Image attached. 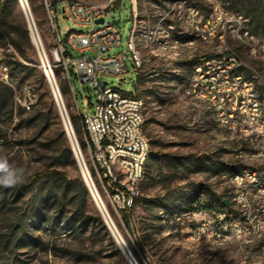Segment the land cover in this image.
I'll list each match as a JSON object with an SVG mask.
<instances>
[{
    "label": "rangeland",
    "instance_id": "obj_1",
    "mask_svg": "<svg viewBox=\"0 0 264 264\" xmlns=\"http://www.w3.org/2000/svg\"><path fill=\"white\" fill-rule=\"evenodd\" d=\"M81 1L93 5L106 2V0ZM174 2L196 5L204 13L210 11L204 0H135L134 2L122 0L113 4L106 17V22L115 23L120 32L119 46L111 50L112 53H118L128 49L133 12L137 11L135 43L141 66L137 68L134 65L132 54L128 52V72L109 78L103 76L101 81L125 93L137 94L136 83L139 73L142 84L137 95L145 102L144 133L150 142V147L155 152L171 153L177 157L176 162L170 165H167L160 156L147 161L151 165L153 176L143 178L138 202L132 208L131 219L127 222L124 212H116L103 192L88 148H83L81 145V141H86V134L77 110L84 108L88 101V111L92 112L97 102L96 92L89 85L82 84L72 68H70L69 80L63 71L56 74L58 67L55 53L56 40L49 12L43 0H27L42 43L44 61L46 65H50L55 82L61 91L63 98L61 101L65 103L86 167L124 241L123 245L129 257L121 249L88 188L89 197L85 215L100 216L107 231L95 220L87 226L79 223L74 230L62 223L53 226L51 221L44 222L43 219H47V216L40 218L37 205L32 207L34 210H26L28 206L20 201L18 204L10 205L6 211L0 212V229H6L10 217H13L16 211H27L28 215H32L35 219L34 225L29 224L27 230L35 243L18 249L15 248L14 242L10 245L0 243V264H260L263 262V236L241 239L233 236L224 240L218 239L215 235L216 214L226 205L223 204V200L232 211L233 219L242 217L237 207H233L235 192V183L231 180L233 170L225 165V161L231 160L232 156L221 147L223 130L216 114L206 109L205 104L189 92V88L195 75V64L192 63L195 57L205 61L218 60L233 51L259 74L264 71V59L259 54H253L251 49L252 46L258 47L262 38L261 30L253 29L252 14L262 12L264 0H222L228 11L241 14L248 19L245 28L254 33V37L249 39L244 34L233 31L232 27L227 28L221 39L204 38L201 34L184 27L180 19L183 7L172 9ZM61 9L62 4L59 5L57 14L58 26L65 38L67 29L80 30L81 27L66 18ZM20 12L26 19L21 3ZM176 42L178 46L174 47ZM69 51L72 56L80 55L74 50L69 49ZM15 52L11 44L0 46V80L3 79L2 81L9 83L13 88L15 103L22 104L28 109V106L36 102L41 90L34 80L22 81L19 77L10 76L8 64L12 58L9 54ZM30 59L33 61L28 63L30 66L37 61L44 71L37 47L35 54L30 53ZM246 74L250 76V72ZM45 76L54 98L46 73ZM54 102L64 126L55 98ZM58 121L55 117H51L50 130L43 132L35 124L23 125L18 129L17 119L12 121L8 114L0 117V130L7 135V142L0 141V154L6 155L11 164L26 169L24 181L51 164L49 153L44 147L48 135L59 140ZM66 137L70 143L67 133ZM233 142L230 141L231 144ZM77 165L83 176L78 161ZM63 170L71 177L78 174L74 166H66ZM46 188L45 185L41 189H34L33 192L39 191V197H42L47 192ZM31 190L32 188L26 190L28 195L33 193ZM161 199L167 207L160 208L154 204ZM70 210L71 206L63 210L56 205L52 207L49 215L63 218L71 214ZM156 215L164 220L159 222ZM40 220L43 222L40 223ZM204 225L208 227L206 231L203 229ZM195 233L199 235L194 236ZM110 237L122 251V256L118 254Z\"/></svg>",
    "mask_w": 264,
    "mask_h": 264
},
{
    "label": "built area",
    "instance_id": "obj_2",
    "mask_svg": "<svg viewBox=\"0 0 264 264\" xmlns=\"http://www.w3.org/2000/svg\"><path fill=\"white\" fill-rule=\"evenodd\" d=\"M116 1L122 0H106L104 4L98 5L81 0H43L55 35L57 65L63 69L68 80L72 68L80 82L96 92L97 102L93 111H88L86 101L84 108L77 110V113L103 192L116 212L120 213L131 209L140 194L150 142L144 133L143 98L101 81L103 76L109 78L128 72V52L132 54L134 65L137 68L141 66L135 43V10L128 49L111 52L113 47L119 46L120 32L115 23L106 22V17ZM204 1L210 7L209 13H204L196 5H182L180 2H174L172 9L183 7L180 19L184 27L204 38L221 39L229 27L248 39L254 37L245 28L248 23L246 17L228 11L222 0ZM60 4L66 18L81 27L80 30L67 29L65 38L58 26ZM27 10L38 33L28 3ZM101 18L104 22L97 23ZM173 46L177 47V42ZM69 49L80 55L72 56ZM251 49L253 54H259L264 59V34L259 46H252ZM194 68L195 75L189 92L198 97L206 109L212 110L218 118L223 130L221 147L232 156L231 160L225 161V165L233 170V207L236 206L242 215L239 219H233L232 211L226 204L216 214L215 235L224 240L233 236L239 239L264 237V71L259 74L233 51L218 60L200 62ZM246 72H250V76ZM69 123L75 134L71 120ZM230 141H234L233 144ZM78 150L82 156L79 145ZM95 196L106 207L97 190ZM108 225L119 234L110 214ZM206 226L203 227L205 231L208 229ZM198 235L195 233L194 236ZM260 264H264V260Z\"/></svg>",
    "mask_w": 264,
    "mask_h": 264
},
{
    "label": "trees",
    "instance_id": "obj_3",
    "mask_svg": "<svg viewBox=\"0 0 264 264\" xmlns=\"http://www.w3.org/2000/svg\"><path fill=\"white\" fill-rule=\"evenodd\" d=\"M257 13L252 14L251 23L253 29L255 31L261 30L263 36L264 27H262V24L264 23V9L262 12L258 11ZM251 33L254 34L253 31ZM7 44H11L16 50L15 53L9 54V57L12 58V61L8 64L10 76L12 78L19 77L22 81L34 80L35 83L39 84L41 91L38 94L36 102L29 109H26L22 104L15 103L13 97L14 90L11 85L0 80V117L8 114L12 121L17 119L18 129L23 125L35 124L43 132L50 130L51 117H55L59 120L60 138L59 140H55L50 135L47 136L44 150L46 149L49 153L51 162L49 166L40 172L32 174L27 181L18 183L14 187L5 188L0 186V212L6 211V208L10 205H15L22 201L24 205L28 206L26 210H30L37 205V212L40 214V218L42 219V217L47 216V219H43L44 222L51 221L53 226L62 223L67 228L74 230L79 223L82 226H87L91 221L95 220L107 231L108 229L100 216L85 215L89 189L79 171L72 146L66 137L64 126L55 108L54 98L48 88L45 73L39 67L37 61H34L33 66L28 64L29 62H33L30 59V53H36V46L32 40L29 25L20 12L19 0H0V46H6ZM203 61L205 59L199 57L192 59V63L195 65ZM61 71L63 69L58 66L56 68V74H59ZM136 84L138 94L140 85L142 84V77L139 73ZM61 88L63 90L62 86ZM0 141L7 142V135L1 130ZM81 145L83 148H86V141H81ZM157 156L162 157L167 165L177 160V157L171 153H158L150 147L148 160ZM66 166H74L78 174L75 177H71L63 170ZM150 166L148 163L145 165V178H152L153 176ZM45 185L47 186V192L44 196L39 197V191V193L37 191L33 192L34 189H41ZM29 188H32L31 192L33 193L31 195H28L26 191ZM137 202L138 197L135 199L134 206ZM154 204L160 208L167 207L162 199L156 201ZM223 204H227V202L223 200ZM56 205L62 207L63 210L67 206H71V214L63 218L61 216L53 217V215H49L52 207ZM132 208L124 211V217L127 222L131 219ZM18 211L12 215L13 217H10L6 229H0V243L10 245L14 242L16 249L26 247L30 243H35L27 231L29 224L34 225V217L32 215L29 216L27 211ZM156 217L159 222L164 220L159 215H156ZM43 220H40V223ZM110 240L118 254L122 256V251L117 247L115 241L111 237Z\"/></svg>",
    "mask_w": 264,
    "mask_h": 264
},
{
    "label": "water",
    "instance_id": "obj_4",
    "mask_svg": "<svg viewBox=\"0 0 264 264\" xmlns=\"http://www.w3.org/2000/svg\"><path fill=\"white\" fill-rule=\"evenodd\" d=\"M19 1H20L21 5L23 7V10H24V13H25V17H26L27 22L29 24V29H30V33H31L32 40H33L34 44L36 45V47H37V49H38V51L40 53V57H41V60H42V66H43L44 71H45V73L47 75V78H48V80L50 82L51 89L53 91L54 98H55L56 103L58 105V108H59V111H60V114H61V117H62V121H63L64 127H65V130H66V133H67V135L69 137L70 144L72 146L73 152H74V154L76 156V159H77V161L79 163V166H80V168L82 170L84 180L86 182L87 187L90 189V191H91V193H92V195H93V197H94V199H95V201H96V203H97V205H98V207H99V209H100V211H101V213H102V215H103V217H104V219H105V221H106V223L108 225L107 216L105 215L104 211L102 210L101 206L99 205V202L96 199V196H95V193L93 191V188H92V186H91V184H90V182L88 180L87 173L89 174V172H88V170L86 168V165L84 163V160H83V158H82L79 150L77 149V146L75 144L74 138L72 136V132H71L72 129L70 127V123H69L68 118L65 115V112L63 111L62 106L60 104V100H59V97H58V94H57V91H56L57 85H56V82H55V79H54V75L51 72V70L49 69V66L46 65V63L44 61L43 52H42L43 51L42 43H41V40L39 38V35H38L37 31H36V28L31 23L30 14H29V12L27 10V1L26 0H19ZM103 22H104V19L103 18L97 20V23H103ZM53 81H54V83L56 85V88L54 86ZM57 90H58V88H57ZM108 227H109V225H108ZM110 230L113 233V235L115 236V238H116L117 242L119 243V245L121 246V249L129 257V255L127 254V252H126V250L124 248V245H123L124 241H123V239L121 241L119 239L118 235L114 232V230L112 228H110Z\"/></svg>",
    "mask_w": 264,
    "mask_h": 264
},
{
    "label": "clouds",
    "instance_id": "obj_5",
    "mask_svg": "<svg viewBox=\"0 0 264 264\" xmlns=\"http://www.w3.org/2000/svg\"><path fill=\"white\" fill-rule=\"evenodd\" d=\"M26 176V169L17 167L9 162L6 155L0 154V186L14 187L22 183Z\"/></svg>",
    "mask_w": 264,
    "mask_h": 264
},
{
    "label": "bare ground",
    "instance_id": "obj_6",
    "mask_svg": "<svg viewBox=\"0 0 264 264\" xmlns=\"http://www.w3.org/2000/svg\"><path fill=\"white\" fill-rule=\"evenodd\" d=\"M53 83H54V81H53ZM56 85H57V88H58V90H57V88H56ZM55 85V83H54V86H55V88H56V91H57V94H58V97H59V100H60V104H61V106H62V109H63V111L65 112V115L67 116L68 115V120L70 121V117H69V114H68V111H67V109H66V106H65V103H63L61 100L63 99L62 98V94H61V91H60V89H59V86H58V84H56ZM71 125V124H70ZM71 132H72V136H73V138H74V141H75V144H76V146H77V149H78V145H79V143H78V141H77V139L75 138V134L73 133V130H71ZM78 144V145H77ZM80 146V145H79ZM81 153H82V150H81ZM83 154V153H82ZM87 177H88V180H89V182H90V184H91V186H92V188H93V191L95 192V194H96V187H95V184H94V181H92L93 179L91 178V176H90V174H88L87 173ZM99 201V200H98ZM100 203V202H99ZM100 206H101V208H102V210L104 211V213H105V215L107 216V218L109 219V212H108V210H107V208L106 207H103V205L100 203ZM116 231V230H115ZM116 233H117V231H116ZM118 234V233H117ZM118 237H119V239L122 241V238L119 236V234H118ZM124 244V243H123Z\"/></svg>",
    "mask_w": 264,
    "mask_h": 264
}]
</instances>
